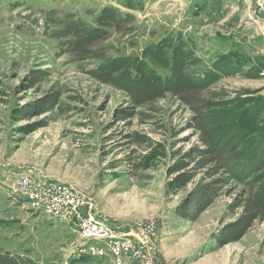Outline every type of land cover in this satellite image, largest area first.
Returning a JSON list of instances; mask_svg holds the SVG:
<instances>
[{
    "label": "rangeland",
    "instance_id": "374dc122",
    "mask_svg": "<svg viewBox=\"0 0 264 264\" xmlns=\"http://www.w3.org/2000/svg\"><path fill=\"white\" fill-rule=\"evenodd\" d=\"M125 1L0 0V249L18 254L25 264H69L83 255L80 249L87 242L73 225L33 212L25 197L11 194L17 178L47 176L86 192L117 230H155L153 252L162 264H264V220L240 240L216 243L242 212L231 208L239 187L226 188L195 221L176 213L206 179L203 171L181 191L172 187L177 161L200 142L190 124L192 111L170 95L134 106L125 92L77 71L58 40L44 34L42 26L31 31L24 18L25 2L32 10L59 3L88 18L87 10L109 4L127 10ZM132 1L138 6L129 10L135 20L100 44L140 52L156 40L153 34L178 31L208 65L217 55L239 58L245 63L223 74L211 89L226 91L225 100L242 109L261 99L257 121L264 120V39L251 0ZM132 39L136 48L129 46ZM39 69L46 72L43 81L30 86V74ZM52 90L60 92L67 112L23 117L27 103ZM127 106H134V114L118 118L119 109ZM44 120L49 123L28 131ZM88 264L110 263L94 258Z\"/></svg>",
    "mask_w": 264,
    "mask_h": 264
},
{
    "label": "trees",
    "instance_id": "16d2710c",
    "mask_svg": "<svg viewBox=\"0 0 264 264\" xmlns=\"http://www.w3.org/2000/svg\"><path fill=\"white\" fill-rule=\"evenodd\" d=\"M24 5L29 29L35 31L42 26L44 34L57 39L60 52L68 56L77 71L125 92L134 106L155 104L170 95L192 111L190 124L199 133L200 142L177 161L172 187L181 191L203 171L206 179L177 208L180 217L197 220L226 188L235 185L240 191L231 208H241L242 212L218 234L216 243L224 246L240 240L257 221L264 220V120L257 121L261 99L242 109L234 100H225L226 91L211 89L223 74L238 70L243 60L229 54L217 55L208 65L207 58L199 55L178 31L153 34L156 40L140 52L128 51L126 45L100 44L112 31L125 32L128 23L135 20L129 10L138 6L132 0L123 4L127 10L110 4L100 10H87L88 18L63 10L59 3L35 10L26 2ZM129 41L131 48L138 46L135 39ZM45 74L41 69L32 71L29 85L41 83ZM62 104L60 92L52 90L27 103L20 113L30 118L34 113L56 109L67 112L69 109ZM134 106L119 109L118 118L132 116ZM247 107L250 109L245 111ZM43 123L49 120L33 124L28 131ZM93 260L83 254L69 264ZM25 263L18 254L0 249V264Z\"/></svg>",
    "mask_w": 264,
    "mask_h": 264
},
{
    "label": "built area",
    "instance_id": "2783aa9c",
    "mask_svg": "<svg viewBox=\"0 0 264 264\" xmlns=\"http://www.w3.org/2000/svg\"><path fill=\"white\" fill-rule=\"evenodd\" d=\"M261 18L264 37V0H251ZM19 177L10 185L11 194L23 196L33 212H43L75 227L86 240L80 251L110 264H162L154 256L155 230L140 227L128 232L107 223L97 203L86 192L59 178Z\"/></svg>",
    "mask_w": 264,
    "mask_h": 264
}]
</instances>
